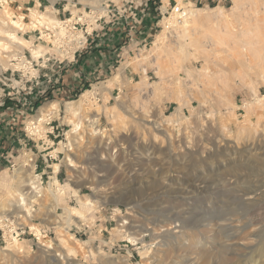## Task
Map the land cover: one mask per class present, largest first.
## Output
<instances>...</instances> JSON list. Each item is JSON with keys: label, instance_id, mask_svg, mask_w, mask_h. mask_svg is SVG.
Listing matches in <instances>:
<instances>
[{"label": "rangeland", "instance_id": "rangeland-1", "mask_svg": "<svg viewBox=\"0 0 264 264\" xmlns=\"http://www.w3.org/2000/svg\"><path fill=\"white\" fill-rule=\"evenodd\" d=\"M4 1L0 16L22 15L27 24L33 12L48 15L46 8L55 10L53 23L67 19L57 7L21 11L14 1L27 0ZM68 4L73 16L85 12L88 26L105 16L102 36L87 28L93 32L79 57L83 66L103 63L102 69L86 71L76 62L60 71L55 49L26 28L16 33L24 47L10 48L0 63V264H59L37 253L32 231L57 244L55 220L74 259L65 264H264V0ZM129 13L130 37L116 40L111 25L117 16L126 30ZM29 52L53 60L37 86L9 72L11 61ZM93 56L98 60L90 63ZM65 75L73 87L63 93ZM51 102L57 109L39 113ZM72 120L82 125L71 151L74 168L65 151ZM27 174L40 179L42 192L27 199L35 208L30 218L8 198L16 176ZM83 196L104 206L87 210L78 225L65 208H79ZM115 209L130 214L122 219L129 224L120 226ZM10 235L31 247L21 263L4 251Z\"/></svg>", "mask_w": 264, "mask_h": 264}, {"label": "bare ground", "instance_id": "bare-ground-1", "mask_svg": "<svg viewBox=\"0 0 264 264\" xmlns=\"http://www.w3.org/2000/svg\"><path fill=\"white\" fill-rule=\"evenodd\" d=\"M6 2L7 1L0 0V3H2V4H4V3L6 4ZM53 12L49 11L48 8H46V10L44 12V13L48 14L46 16L40 15L41 13L33 12L30 15L31 23L27 24V23L23 22L22 15L16 18V16L14 14L6 13V11H4L3 16H0V63H2L4 61V58H6V57H4V55H5V53L9 52L10 48H19L20 49V48L24 47V44L22 43V41H20L17 38V35H16L17 30H20L23 28H26L27 30L28 29L32 30V29L36 28L38 25L39 26H43V25L48 26L49 24H50L49 26L59 25V20H56L53 23V21L55 20ZM62 32H63V29H61V33ZM34 55H33V57L35 58L36 56H34ZM37 57H39V56H37ZM11 65L12 64H9V66H11ZM114 78L115 77L110 79L109 84L113 83ZM109 84L107 85V87L106 86L104 87L102 85L103 86L102 90L108 91L110 89V88L108 89ZM88 93H90V92H86L82 96L84 97ZM80 103H81V101H80ZM79 106L80 105H75L72 108L70 107L69 113H70L71 117H73V119L78 114L77 112H78ZM55 109H57V103L51 102V103H48L46 106L42 107L39 113H44L46 111H54ZM39 113L36 116V119H37L36 122L37 123L41 121V119L39 117ZM93 121L97 122V119H94ZM69 123L72 125L73 128L71 129V131H69L66 134L67 135V141H68L67 150H65V151H67L66 161H67V165L69 167L74 168L73 163L76 160L77 155L75 153H71V151L73 150V146L78 147L79 131L81 130L82 125L79 121H76V120H72ZM33 124H36V123L32 122V121L29 122V125H31V126ZM164 132H166V131H164ZM92 133H93V136H95L97 134L96 131H94ZM55 169L57 170L56 167H55ZM54 184L57 187L59 186V184L57 182H55ZM91 188L93 189L94 186ZM11 189H12V191L10 192L8 198H10L12 204H14L15 210L17 209V211L19 213H22V214H24L25 217L30 218L31 212H34L35 208L34 207H27V199L31 200V201L41 199L42 192H41V181H40V179L35 180V179H33V177L30 174H27L25 176H16V182H14L12 184ZM57 191H60V188H57ZM53 202L57 203L56 199H54ZM78 203H79V208H74V207H66L65 208L67 211V214H68V221L72 220L78 225H81L84 222L85 216L83 215V213H85L87 210H89V209L101 210L102 207L104 206V203H99L98 201H91L90 197H87V196L81 197L78 200ZM130 210L132 211V208H130ZM119 211L120 210H118V209L114 210V217L118 221H122L123 218H128L130 216V214H129L127 216L121 217L119 215V213H120ZM51 214L53 215V217H55V218L57 217L56 213L54 211H51ZM127 223H128L127 221H122L120 226H124ZM53 226L59 232V235L56 238L57 244H55L53 242V240H44L43 238H46V236L43 235L42 232L40 230H38L37 228L32 227V231H34L33 234H34L35 240H37V243H35V245L37 246V253H39L40 256L43 257L44 259H53L54 262L59 263V264H65L67 262L69 263V261L72 262L74 259L71 257L70 254H67L64 251V248L66 247V243L69 239L66 236H64L65 234L64 235L61 234V232L65 231L66 229L63 228L56 220L53 222ZM7 237H9V236H7ZM128 240H129V242H131L135 245L137 243H141V244L144 243L143 237L138 238L137 240L130 237ZM155 244H157V243H155ZM30 249H31L30 245H28L27 243H24V242H19L17 240V237H15L14 235H10V242H8V245L6 248H4V251L8 255H10L14 261L21 263V261L30 252ZM57 251H59V253L55 254Z\"/></svg>", "mask_w": 264, "mask_h": 264}, {"label": "built area", "instance_id": "built-area-1", "mask_svg": "<svg viewBox=\"0 0 264 264\" xmlns=\"http://www.w3.org/2000/svg\"><path fill=\"white\" fill-rule=\"evenodd\" d=\"M0 6L2 7L1 3ZM106 11L107 15H109L110 11L108 9H106ZM84 14L85 12L76 14L75 16L70 15L67 19L59 20V25L41 26L40 29L35 28L30 32L34 34L36 41L44 43L50 50L55 49L61 60H59L60 62L56 60L59 67L58 69H61L60 71L65 70L67 66L69 68L70 64L75 63L76 58L81 56L87 49L88 38L93 32V28L90 33L86 31L89 26L96 27L98 30H103L105 28V16L101 15L97 17L94 20L95 25L93 26V24H90L88 26L83 20ZM24 20L25 18H23V21ZM61 29H63L62 33ZM81 32L82 34H80ZM25 35H27V33H25ZM52 62L53 60L46 55L35 58L31 52H29V56L26 54L18 55L11 61L16 67L14 69L10 68V76L19 77L25 81L26 84H30V86H37L40 84V71L47 69ZM7 80L10 81L9 79ZM12 92L14 91L12 90ZM11 94L8 93V96ZM40 95H47V91H43ZM4 223H9V226H13L14 220L13 218H11V220L9 218L4 219ZM21 234H23V232L18 235Z\"/></svg>", "mask_w": 264, "mask_h": 264}, {"label": "crops", "instance_id": "crops-1", "mask_svg": "<svg viewBox=\"0 0 264 264\" xmlns=\"http://www.w3.org/2000/svg\"><path fill=\"white\" fill-rule=\"evenodd\" d=\"M125 3L126 5H129L128 3H130V0H125ZM37 5V9H41V8H46V7H52L55 9V7H57V11H58V15H61L62 14V18H68L70 15H72L71 11L66 9L65 6L69 5L68 4V0H27V2H23V3H20L19 1H14L13 3V7L14 9H18V10H21V11H29L31 9H34ZM55 11V10H54ZM62 12V13H61ZM61 13V14H60ZM81 13V12H80ZM78 13V14H80ZM114 16V15H113ZM56 17V16H55ZM115 17V16H114ZM59 18H61V16H59ZM116 22L115 24L111 25V33H112V37L115 38L116 40H120L121 38H128L130 37V13L128 14V18L125 19V21L128 22V28L126 30L123 31V26L122 24L118 23L119 21V18H117V16L115 17ZM107 27V26H105ZM105 29V28H104ZM106 30V29H105ZM105 30H96L95 33L98 34L99 36H102V33L105 31ZM115 41V40H114ZM84 53V52H83ZM100 53V52H99ZM80 57V56H79ZM79 57L76 58L75 60V64H72V67L74 70L75 67H79L78 65H82V69H86V71H90L92 70V72H95L97 71L98 69H102L103 67V63H98L97 65H92V69H91V64L90 66H83L85 63L84 62H79ZM83 59H86V57H84ZM82 59V60H83ZM100 59V58H99ZM98 60V58H95L93 56V59L90 60V63H94ZM78 65H77V63ZM70 68V67H69ZM68 69V68H67ZM66 69V70H67ZM66 70H62V71H66ZM71 70L68 69L67 71ZM67 75L63 76V78L61 79V84L59 83L58 86L61 88L60 91H62L63 93L66 92V89H68V87H73L72 83L69 82V80L67 81ZM60 80V79H59ZM59 91V92H60ZM50 92V91H49ZM68 92V90H67ZM61 93V92H60ZM60 94V96L62 97V94ZM49 96H57V92H52L49 94ZM48 96V97H49ZM58 97V96H57ZM56 97V98H57ZM21 144V143H20ZM0 145H3V144H0ZM2 149V151L4 150V147L0 146V150ZM46 156L48 157L49 155L46 154ZM0 158L1 159H4L2 155H0ZM56 166V165H55ZM58 172V169L56 171H54V174H56ZM54 181H56L57 183L58 180L54 177L53 179V183ZM4 183V182H3ZM64 194V193H63Z\"/></svg>", "mask_w": 264, "mask_h": 264}]
</instances>
